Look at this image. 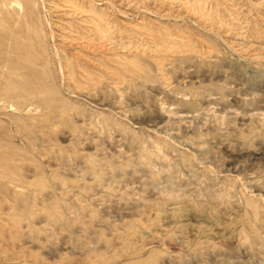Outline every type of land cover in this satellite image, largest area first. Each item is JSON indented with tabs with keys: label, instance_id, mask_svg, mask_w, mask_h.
<instances>
[{
	"label": "rangeland",
	"instance_id": "1",
	"mask_svg": "<svg viewBox=\"0 0 264 264\" xmlns=\"http://www.w3.org/2000/svg\"><path fill=\"white\" fill-rule=\"evenodd\" d=\"M0 9V264H264V0Z\"/></svg>",
	"mask_w": 264,
	"mask_h": 264
},
{
	"label": "bare ground",
	"instance_id": "2",
	"mask_svg": "<svg viewBox=\"0 0 264 264\" xmlns=\"http://www.w3.org/2000/svg\"><path fill=\"white\" fill-rule=\"evenodd\" d=\"M23 33H24V28L20 23L19 18H16V15L13 16H10L9 14L5 15L3 13V10L0 9V55H5L7 52L20 54L21 51L30 53L31 46L29 44L23 43L20 40V37ZM3 61L4 60H1L0 64L3 63ZM17 61L18 60L15 59L12 60V62L10 63L12 70L15 69L14 67H16ZM6 85L7 84L2 86L1 89L4 90L6 88ZM21 85L22 86L25 85L24 88H27L26 84H21ZM27 85L28 87L36 86L33 81H30L29 84ZM13 107H15L16 109L18 108L17 101H15V103L13 104Z\"/></svg>",
	"mask_w": 264,
	"mask_h": 264
}]
</instances>
